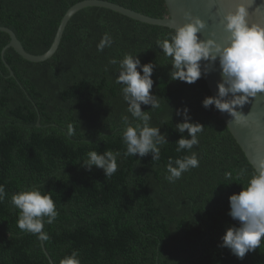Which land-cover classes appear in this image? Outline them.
<instances>
[{"label": "trees", "instance_id": "16d2710c", "mask_svg": "<svg viewBox=\"0 0 264 264\" xmlns=\"http://www.w3.org/2000/svg\"><path fill=\"white\" fill-rule=\"evenodd\" d=\"M82 1L0 0V26L13 30L27 52L43 55L65 14ZM105 1L157 19L169 15L165 0ZM105 33L113 43L98 51ZM173 34L88 7L69 21L57 53L34 63L13 48L3 56L11 38L0 32V185L6 193L0 264H60L73 251L81 264H264V241L243 260L221 246L226 230L239 226L228 215L229 197L246 188L256 170L220 112L203 106L213 96L205 75L194 84L171 80L172 58L156 45ZM129 54L154 65L152 95L160 107L142 105V111L168 140L158 145V160L125 155L124 131L143 124L128 112L123 85L116 83L119 62ZM184 109L204 130L191 151L178 152L175 125L184 122ZM92 151L119 153L117 171L106 178L101 169L85 170ZM192 153L199 167L170 183L169 161ZM241 169H247L243 176ZM31 190L56 205L57 218L44 224L47 241L17 225L20 210L11 198Z\"/></svg>", "mask_w": 264, "mask_h": 264}, {"label": "clouds", "instance_id": "9594fccd", "mask_svg": "<svg viewBox=\"0 0 264 264\" xmlns=\"http://www.w3.org/2000/svg\"><path fill=\"white\" fill-rule=\"evenodd\" d=\"M215 0L209 7H215ZM255 6V11L264 9V0L257 5V0H241L236 4L234 11L224 14L221 24L228 34L223 42L215 38L201 39L200 34L208 25L199 17H193L190 12L185 13L186 21L182 27L174 28V34L169 38L157 41L163 54L172 58V81H181L194 84L204 75L216 71L217 61L221 80L217 85L216 96L207 97L203 101L205 108L212 106L221 113L230 117L227 127L233 122L238 126H250L249 116L242 109L252 102L258 94L264 93V26L249 24V9ZM175 23V21H171ZM213 36L215 34L213 33ZM112 37L105 33L97 45L98 51L110 47ZM207 62V71L204 69ZM116 64L115 59L109 61ZM120 63V72L116 83L122 84L123 98L128 103V112L143 122L142 126L129 125L123 133L126 144V156H139L141 158L151 155L158 160L160 150L158 145L168 143L166 135H162L160 128L150 127L148 112L142 111V105H150L152 109L160 107L158 99L152 95L153 68L149 63L142 65L139 56L126 55ZM142 73V74H141ZM188 109L183 110L184 122L176 124L175 129L181 134L176 142L177 151L189 150L198 145V134L202 133L204 126L192 123L187 115ZM128 124V117H122ZM71 133V126H69ZM187 133V136L183 134ZM117 154L107 151L98 154L95 151L87 154L82 167L87 171L94 168L103 170L106 178L117 171ZM199 167V159L195 153L181 159L169 161L166 179L172 183L181 178L182 174ZM247 169H241L243 176ZM232 174L225 173L230 179ZM5 188L0 185V202L5 199ZM11 203L20 210L17 222L21 230L37 236L40 241H47L48 234L43 231L44 224H52L58 216L56 205L50 195H44L39 190L23 191L14 194ZM230 211L228 215L237 221L238 227H229L222 237V247L227 248L238 259L243 260L250 253L260 248L264 241V165H261L251 176L246 188L238 194L229 197ZM47 217V220H45ZM60 264H81L78 252L73 251L70 256L60 261Z\"/></svg>", "mask_w": 264, "mask_h": 264}, {"label": "water", "instance_id": "95a60500", "mask_svg": "<svg viewBox=\"0 0 264 264\" xmlns=\"http://www.w3.org/2000/svg\"><path fill=\"white\" fill-rule=\"evenodd\" d=\"M165 2L169 15L163 19H157L105 0L82 1L70 8L65 14L60 23L52 47L43 55H33L27 52L13 30L0 26V32L9 34L11 38L10 44L4 48L2 54L5 56L6 50L8 48H13L19 55L30 62L40 63L51 59L60 48L64 32L69 21L79 11L88 7L110 9L141 23L167 27L173 30L174 28L182 27L185 23L189 22L185 19V13L190 12L193 17H199L208 25L207 29L200 34L201 39L207 40L215 38L218 42H223L227 38L228 34L224 31V27L221 24L222 16L227 14L229 11H234L236 4L240 3L241 0H215L216 6L212 8L209 7L212 0H165ZM261 2L262 0H257V5ZM249 12L250 15L248 20L250 25L260 24L261 26H264V9L258 13L255 11L254 6L252 9H249ZM173 20L175 23H171ZM213 33L215 36H213ZM206 63L207 62H205L204 65L205 71H207ZM216 68V71H212L205 75L213 96L217 95V85L221 80L218 61ZM10 71L13 75L11 68ZM238 111H242L245 115L251 113L249 116L250 126H238L233 122L228 128L244 151L250 163L253 165L255 170H257L261 165H264V93L258 94L257 98H254L251 103L246 104L242 109H238ZM220 115L227 124L230 119L229 115L221 112ZM38 126L41 127V124L39 123Z\"/></svg>", "mask_w": 264, "mask_h": 264}]
</instances>
